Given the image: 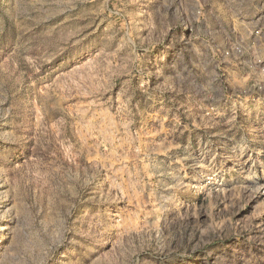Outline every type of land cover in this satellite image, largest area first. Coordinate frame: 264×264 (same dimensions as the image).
<instances>
[{
    "label": "rangeland",
    "instance_id": "374dc122",
    "mask_svg": "<svg viewBox=\"0 0 264 264\" xmlns=\"http://www.w3.org/2000/svg\"><path fill=\"white\" fill-rule=\"evenodd\" d=\"M252 1L0 0V264H264Z\"/></svg>",
    "mask_w": 264,
    "mask_h": 264
},
{
    "label": "crops",
    "instance_id": "0c3cea01",
    "mask_svg": "<svg viewBox=\"0 0 264 264\" xmlns=\"http://www.w3.org/2000/svg\"><path fill=\"white\" fill-rule=\"evenodd\" d=\"M259 4L260 3H257L256 1H252V3H251V5H253V7H251V11H250L252 21L261 22L264 20V8H260ZM254 27H256V26L254 25ZM262 28H264V24H262ZM263 31H264V29H263Z\"/></svg>",
    "mask_w": 264,
    "mask_h": 264
},
{
    "label": "built area",
    "instance_id": "2783aa9c",
    "mask_svg": "<svg viewBox=\"0 0 264 264\" xmlns=\"http://www.w3.org/2000/svg\"><path fill=\"white\" fill-rule=\"evenodd\" d=\"M259 31H256V33H258Z\"/></svg>",
    "mask_w": 264,
    "mask_h": 264
},
{
    "label": "bare ground",
    "instance_id": "6f19581e",
    "mask_svg": "<svg viewBox=\"0 0 264 264\" xmlns=\"http://www.w3.org/2000/svg\"><path fill=\"white\" fill-rule=\"evenodd\" d=\"M0 242H1V239H0Z\"/></svg>",
    "mask_w": 264,
    "mask_h": 264
}]
</instances>
